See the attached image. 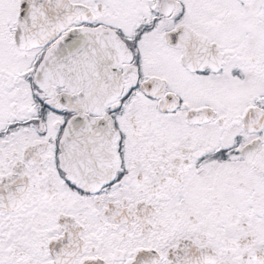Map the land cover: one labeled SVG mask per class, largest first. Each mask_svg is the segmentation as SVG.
<instances>
[{
	"label": "snow or ice",
	"instance_id": "1",
	"mask_svg": "<svg viewBox=\"0 0 264 264\" xmlns=\"http://www.w3.org/2000/svg\"><path fill=\"white\" fill-rule=\"evenodd\" d=\"M0 264H264V0H0Z\"/></svg>",
	"mask_w": 264,
	"mask_h": 264
}]
</instances>
